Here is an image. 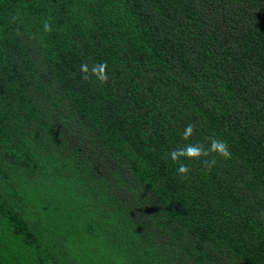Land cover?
<instances>
[{"label":"trees","instance_id":"16d2710c","mask_svg":"<svg viewBox=\"0 0 264 264\" xmlns=\"http://www.w3.org/2000/svg\"><path fill=\"white\" fill-rule=\"evenodd\" d=\"M115 255L264 264V0H0V264Z\"/></svg>","mask_w":264,"mask_h":264},{"label":"clouds","instance_id":"9594fccd","mask_svg":"<svg viewBox=\"0 0 264 264\" xmlns=\"http://www.w3.org/2000/svg\"><path fill=\"white\" fill-rule=\"evenodd\" d=\"M52 25L49 20L43 21V31L46 33L52 32ZM108 64L106 62H98L89 65L87 62L80 65V71L83 74L84 81H92L93 83L99 82L100 84L108 83ZM93 77L95 79H93ZM196 125L189 123L185 126L181 134L184 141H190L195 134ZM207 143H186L181 147L173 149L170 153L171 161L178 165L177 173L181 179L187 177L190 168L188 162H201L205 161V166L211 169L218 161L217 157L227 161L231 159V152L228 143L225 140L213 137L206 138Z\"/></svg>","mask_w":264,"mask_h":264},{"label":"rangeland","instance_id":"374dc122","mask_svg":"<svg viewBox=\"0 0 264 264\" xmlns=\"http://www.w3.org/2000/svg\"><path fill=\"white\" fill-rule=\"evenodd\" d=\"M68 224V223H67ZM65 225L64 227H63V230H64V232L68 229V225ZM123 239H125L126 240V238H127V236H121ZM74 239H75V241H79L78 240V238H76V237H74ZM126 258L123 256V255H120V256H114L113 257V260H114V262H113V264H124V260H125Z\"/></svg>","mask_w":264,"mask_h":264}]
</instances>
